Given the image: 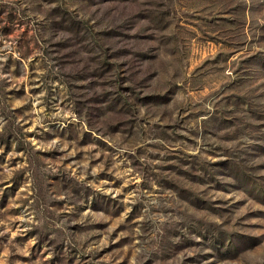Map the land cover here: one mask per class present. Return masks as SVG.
<instances>
[{
    "label": "rangeland",
    "instance_id": "obj_1",
    "mask_svg": "<svg viewBox=\"0 0 264 264\" xmlns=\"http://www.w3.org/2000/svg\"><path fill=\"white\" fill-rule=\"evenodd\" d=\"M0 264H264V0H0Z\"/></svg>",
    "mask_w": 264,
    "mask_h": 264
}]
</instances>
